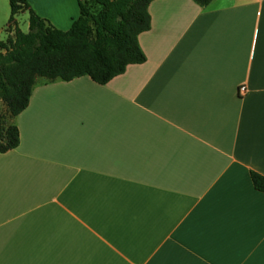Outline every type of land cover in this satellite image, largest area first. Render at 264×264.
<instances>
[{"label":"crops","instance_id":"crops-1","mask_svg":"<svg viewBox=\"0 0 264 264\" xmlns=\"http://www.w3.org/2000/svg\"><path fill=\"white\" fill-rule=\"evenodd\" d=\"M25 1L61 32L79 16L77 0ZM148 13L144 63L35 85L14 118L0 264H264V0Z\"/></svg>","mask_w":264,"mask_h":264},{"label":"trees","instance_id":"trees-1","mask_svg":"<svg viewBox=\"0 0 264 264\" xmlns=\"http://www.w3.org/2000/svg\"><path fill=\"white\" fill-rule=\"evenodd\" d=\"M154 0H98L101 11L93 13L86 0H77L79 16L67 32L55 29L39 17L25 0H9L10 16L6 33L14 34L16 46L7 50L0 41V102L11 119L23 112L36 80L70 82L83 76L105 85L122 75L127 66L139 65L146 58L138 36L149 30L148 6ZM200 7L212 0H192ZM28 14L27 32L16 22ZM19 144L14 123L0 124V154ZM253 188L264 193V176L250 172Z\"/></svg>","mask_w":264,"mask_h":264},{"label":"rangeland","instance_id":"rangeland-1","mask_svg":"<svg viewBox=\"0 0 264 264\" xmlns=\"http://www.w3.org/2000/svg\"><path fill=\"white\" fill-rule=\"evenodd\" d=\"M88 3L89 8L91 11L95 14L99 13L101 11L100 6L98 5V0H86ZM9 16V3L8 0H5L4 3V13L2 16V20L0 21V40H2L3 45H5L6 49H3L1 51V55L5 56L7 50H13L16 46L15 40H14V34L12 33H6L5 27L7 24ZM27 19L28 14L27 12L20 13L18 16V23L19 27L22 30V32L27 31ZM48 84L49 82L45 79L38 78L36 80V86H41L42 84ZM10 123H14V119H11L8 113L6 112L5 106L0 102V124L2 125H8Z\"/></svg>","mask_w":264,"mask_h":264},{"label":"built area","instance_id":"built-area-1","mask_svg":"<svg viewBox=\"0 0 264 264\" xmlns=\"http://www.w3.org/2000/svg\"><path fill=\"white\" fill-rule=\"evenodd\" d=\"M238 91H239V93H242V92L245 91V88H244V87H240V88L238 89Z\"/></svg>","mask_w":264,"mask_h":264}]
</instances>
